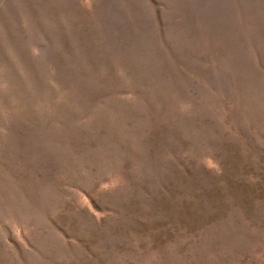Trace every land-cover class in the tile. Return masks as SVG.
<instances>
[{
    "label": "rangeland",
    "instance_id": "1",
    "mask_svg": "<svg viewBox=\"0 0 264 264\" xmlns=\"http://www.w3.org/2000/svg\"><path fill=\"white\" fill-rule=\"evenodd\" d=\"M0 264H264V0H0Z\"/></svg>",
    "mask_w": 264,
    "mask_h": 264
}]
</instances>
